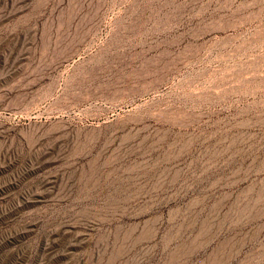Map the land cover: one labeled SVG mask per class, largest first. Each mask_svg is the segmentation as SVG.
Masks as SVG:
<instances>
[{
    "label": "rangeland",
    "instance_id": "1",
    "mask_svg": "<svg viewBox=\"0 0 264 264\" xmlns=\"http://www.w3.org/2000/svg\"><path fill=\"white\" fill-rule=\"evenodd\" d=\"M0 264H264V0H0Z\"/></svg>",
    "mask_w": 264,
    "mask_h": 264
}]
</instances>
